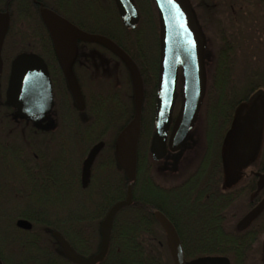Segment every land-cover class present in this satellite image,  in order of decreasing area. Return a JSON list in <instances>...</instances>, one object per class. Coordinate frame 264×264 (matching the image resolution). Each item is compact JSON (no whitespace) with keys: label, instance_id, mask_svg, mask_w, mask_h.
Wrapping results in <instances>:
<instances>
[{"label":"trees","instance_id":"trees-1","mask_svg":"<svg viewBox=\"0 0 264 264\" xmlns=\"http://www.w3.org/2000/svg\"><path fill=\"white\" fill-rule=\"evenodd\" d=\"M188 1L202 29L204 22L200 9L211 7V0ZM242 1L251 9H259L264 20V0ZM133 4L138 24L129 28L115 0H0V13L9 15L0 51L3 64L0 131L1 124L4 126L10 120L15 121L13 110L4 102L11 63L21 54H37L44 60L52 81L55 104L50 116L33 124L36 138L28 131L22 132L23 135L15 132L19 136V145L30 149L28 155H21L30 158L31 168L25 169L22 164H19L22 168L16 164L0 165L2 264H79L69 256L62 241L79 259H94L103 247L102 221L110 209L127 196L128 175L118 160L116 142L136 116L129 70L110 50L125 68V87L131 98L122 99L121 91L112 88L86 93L84 81L87 75L78 65L84 58L80 47L83 41L79 40L72 66L83 89V104L79 106L57 60L46 21L47 13L88 34L114 42L136 64L142 80L133 203L115 213L108 250L99 264H174L166 233L155 217L156 212H161L172 223L185 255L187 244L195 246L193 254L185 256L187 260L203 256L224 257L231 264H250L263 241L264 206L245 229L239 228L238 223L264 201V184L259 190L257 176L264 175V121L257 153L245 167V175L231 187L225 184L223 148L238 108L258 93L262 94L260 100L264 101V69L252 68L248 62L244 64L245 72L239 74L241 42L235 33L224 31L221 23L215 24L218 37L215 60L207 77L206 95L200 111L204 120L202 152L195 169L183 182L172 187L161 186L152 175L160 72L159 12L156 0H133ZM260 33L264 34V31L261 29ZM261 45L260 57L264 61V42ZM204 64L206 71L205 58ZM176 91L178 98L171 126L182 101L181 69L178 70ZM54 112L60 117L58 129H52L48 122ZM100 142L105 144L104 149L93 165L88 187L83 188V161L92 147ZM7 144L11 143L0 137V146ZM109 181L114 187L111 201ZM98 193L100 201L97 200ZM242 198L249 201L243 213L229 217L228 211ZM180 211L186 212L184 226L178 223L183 217ZM230 218L236 220L235 229L229 226ZM21 219L31 223L30 231L17 228L16 222Z\"/></svg>","mask_w":264,"mask_h":264},{"label":"water","instance_id":"water-1","mask_svg":"<svg viewBox=\"0 0 264 264\" xmlns=\"http://www.w3.org/2000/svg\"><path fill=\"white\" fill-rule=\"evenodd\" d=\"M119 13L129 28L138 24L133 0H115ZM160 21V72L158 80V98L155 120L156 135L152 143V153L156 158H163L167 144L176 150L180 138L194 125L203 105L207 88V76L204 64V38L198 21L188 0H156ZM46 21L51 33L57 60L68 81L69 88L79 106L83 99L79 84L72 71V62L76 55L75 40L100 42L117 55L127 66L135 94L136 116L132 123L119 135L116 142V154L120 164L128 175L126 199L114 205L104 223L103 248L98 257L85 262L79 259L62 241L69 256L79 264H99L105 257L108 246L111 222L115 213L124 206L133 203L132 186L136 177L137 144L140 132L143 85L139 70L132 59L111 40L88 34L69 24L64 19L47 13ZM9 15L0 13V51L4 34L8 28ZM181 69L183 83L182 102L174 123L172 115L177 98L178 70ZM2 61L0 57V74ZM5 106L13 110L19 120L38 123L50 116L53 108L52 81L44 60L37 54H21L11 63L6 91ZM264 109L260 99L253 106L246 120L243 121L235 143L236 161L240 170L247 167L260 145L263 127ZM105 144L100 142L92 147L82 167V187L87 188L90 182L91 169L95 159ZM259 190L264 184V175H259ZM264 201L249 213L241 222V229L258 215ZM155 217L166 233L170 253L174 264H231L224 257H206L186 262L179 236L172 223L161 213ZM18 229L30 231L32 225L26 220L16 222ZM0 264L2 262L0 261ZM262 264H264V239L262 245Z\"/></svg>","mask_w":264,"mask_h":264},{"label":"rangeland","instance_id":"rangeland-1","mask_svg":"<svg viewBox=\"0 0 264 264\" xmlns=\"http://www.w3.org/2000/svg\"><path fill=\"white\" fill-rule=\"evenodd\" d=\"M211 3V7H207L206 9L203 7L200 9V17L204 22L201 32L203 38H205L204 58L207 77L210 75L215 60L214 50L218 41L215 24L219 23L224 26V31L228 34L235 33L241 42L242 46L238 51L240 62L239 74L245 72L246 65L244 64H247L248 62H250L249 64H251L252 68L255 67L256 69L259 66L264 69V61L262 60V57H260L259 51V48H262L261 44L264 42V34L260 33L261 29L264 31V20H262L263 14H261V11L259 9H251L250 5L243 1L240 2V0H211ZM80 47L83 48L84 58L79 60L78 65L81 68V72L83 70L87 75V80L85 79L84 81V83H86V93L89 91L98 93L112 88L121 91L122 99H128V97L131 98L125 87V68L119 59L100 42L93 43L83 41L81 42ZM261 95V93L256 94L250 101L242 104L238 108L235 114L232 130L226 138L223 148V158L225 184L227 187L234 186L237 183L238 180L235 175H239L240 171H242L236 161L235 143L239 132L242 129L243 121L247 119L253 106L256 104L257 100L260 99ZM262 104L264 109V101H262ZM58 121H60V117L57 112H54L52 118L48 122L51 124L52 129H58ZM6 125L9 127L5 128ZM2 126L3 124H1V128L5 131L13 130L22 135V131L25 129L24 127H27L22 123H17L16 121L13 122L12 120L7 124L4 123V126ZM203 127L204 120L200 117L199 113L194 125L180 138L176 150H172L170 145L167 144V152L163 158L158 159L153 155L152 175L158 184L164 187L176 186L183 182L184 179L193 172L203 148ZM18 144L21 143L19 142ZM40 149L44 150L43 147H40ZM252 159H250V161ZM244 169L243 172H245ZM242 175L243 174H241L240 179L242 178ZM248 202V198L240 199L228 211L229 217L239 215L240 213L242 214L247 207ZM235 221V218H230V228L235 229ZM240 225L241 222L238 223L239 228H241ZM262 245L263 241H261V244L251 259L250 264H262ZM164 258H166V256Z\"/></svg>","mask_w":264,"mask_h":264},{"label":"flooded vegetation","instance_id":"flooded-vegetation-1","mask_svg":"<svg viewBox=\"0 0 264 264\" xmlns=\"http://www.w3.org/2000/svg\"><path fill=\"white\" fill-rule=\"evenodd\" d=\"M75 44H76V47L78 46V44H79V40H75ZM76 59V58H75ZM75 59H73V62H72V66H73V64L75 63ZM2 61V60H1ZM2 66H3V64H2ZM11 67V66H10ZM3 68V67H2ZM79 86V89H80V93H81V96H82V98H83V89H82V87L80 86V85H78ZM52 88H53V86H52ZM177 98H178V96H177ZM5 100H6V95H5ZM53 101H54V99H53ZM177 102V101H176ZM5 103V102H4ZM5 105V104H4ZM13 116H14V114H13ZM14 118H15V121L17 122V123H22V124H24V125H26L27 127H24L25 129L22 131L23 133L24 132H27V133H29L30 134V136H33V138H36V135H37V132H36V130L34 129L35 128V126H33V124H38V123H40V122H38V123H33V122H28V121H22V120H19L17 117H15L14 116ZM13 122H15L14 120H12ZM13 124V123H12ZM3 127V126H2ZM6 127H9V126H6ZM5 127V128H6ZM0 137L2 138V140L3 141H9L11 144H7V146H0V165L1 166H3V164H7L8 166L7 167H9V166H13L14 164H16V165H18V166H20L19 164H22L23 165V167L25 168V169H30L31 168V162H30V158L27 156L28 155V153L30 152V149H26V148H24V146H20L18 143H19V140H18V137L19 136H17V134L13 131V130H7V131H5V130H3V128H2V130L0 131ZM16 144H18V145H16ZM104 149V148H103ZM102 152V151H101ZM27 154V155H21V154ZM15 154H18V157H16L15 156ZM89 154V153H88ZM21 155V156H20ZM100 155V154H99ZM98 155V156H99ZM88 156V155H87ZM87 156H86V158H87ZM98 156H97V158H98ZM85 158V159H86ZM96 158V159H97ZM85 159H84V161H85ZM96 159H95V161H96ZM19 161V162H18ZM83 161V162H84ZM95 161H94V164H95ZM93 164V165H94ZM21 167V166H20ZM82 167H83V164H82ZM22 168V167H21ZM92 168H93V166H92ZM91 172H92V169H91ZM92 174V173H91ZM241 174H243V175H245V172H243V169H242V171H240V174L238 175V174H236L235 176H236V178H237V180H239L240 179V177H241ZM242 175V176H243ZM90 179H91V176H90ZM81 183H82V170H81ZM90 183V182H89ZM109 183V189H108V191H109V201H111L112 199H113V196H114V187H113V184L111 183V181H109L108 182ZM179 185V184H178ZM101 189V188H100ZM99 191H101V190H99ZM97 200L98 201H100L101 200V196H100V193H98V196H97ZM179 214L180 215H183V217H181L179 220H178V223H180V225H182V226H184V224L186 223L185 221V219H184V216H185V214H186V212H184V211H180L179 212ZM107 215H108V213H107ZM107 215L105 216V219L102 221V225H101V230H102V232H103V236H102V242L104 241V223H105V220H106V217H107ZM103 248V247H102ZM186 250H187V256H191L192 254H193V251L195 250V246L194 245H191V244H187L186 245ZM183 251V250H182ZM183 255H184V258H185V253L183 252ZM98 256H96L94 259H96ZM207 256H203V257H198V258H193V259H185L186 260V262H192V261H196V260H199V259H201V258H206ZM94 259H92V260H94ZM91 261V260H90ZM85 262H88V261H85Z\"/></svg>","mask_w":264,"mask_h":264},{"label":"snow or ice","instance_id":"snow-or-ice-1","mask_svg":"<svg viewBox=\"0 0 264 264\" xmlns=\"http://www.w3.org/2000/svg\"><path fill=\"white\" fill-rule=\"evenodd\" d=\"M168 3L169 4H174L175 3V0H168Z\"/></svg>","mask_w":264,"mask_h":264}]
</instances>
